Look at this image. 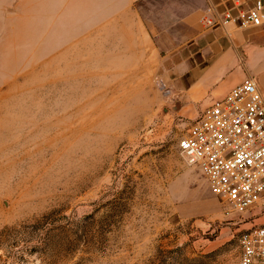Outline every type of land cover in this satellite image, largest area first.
<instances>
[{
    "label": "rangeland",
    "instance_id": "obj_1",
    "mask_svg": "<svg viewBox=\"0 0 264 264\" xmlns=\"http://www.w3.org/2000/svg\"><path fill=\"white\" fill-rule=\"evenodd\" d=\"M165 5H137L154 45H130L50 34L34 0H0V264H238L239 236L264 225L180 154L196 118L167 79L204 45L155 32Z\"/></svg>",
    "mask_w": 264,
    "mask_h": 264
},
{
    "label": "crops",
    "instance_id": "obj_2",
    "mask_svg": "<svg viewBox=\"0 0 264 264\" xmlns=\"http://www.w3.org/2000/svg\"><path fill=\"white\" fill-rule=\"evenodd\" d=\"M151 1L155 0H34L26 17L50 34L76 29L114 34L120 41L125 34L130 35V45H154L149 36L153 31L137 7ZM161 1L167 5L159 8L170 20L155 32L169 35L171 45H204L181 55L167 79L176 96V114L194 120L213 100L223 98L245 79L254 80L264 98V25L247 30L208 29L199 21L208 0ZM243 1L251 6L255 0Z\"/></svg>",
    "mask_w": 264,
    "mask_h": 264
},
{
    "label": "built area",
    "instance_id": "obj_3",
    "mask_svg": "<svg viewBox=\"0 0 264 264\" xmlns=\"http://www.w3.org/2000/svg\"><path fill=\"white\" fill-rule=\"evenodd\" d=\"M208 1L199 19L205 28L264 25L262 0L251 6L243 0ZM178 149L186 164L200 171L209 192L231 211H264V98L254 80L245 79L213 100L181 137ZM238 243V264H264V225L241 233Z\"/></svg>",
    "mask_w": 264,
    "mask_h": 264
}]
</instances>
